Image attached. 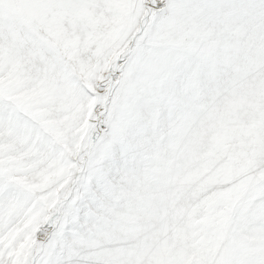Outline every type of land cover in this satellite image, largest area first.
<instances>
[{
  "label": "snow or ice",
  "instance_id": "1",
  "mask_svg": "<svg viewBox=\"0 0 264 264\" xmlns=\"http://www.w3.org/2000/svg\"><path fill=\"white\" fill-rule=\"evenodd\" d=\"M0 264H264V0H0Z\"/></svg>",
  "mask_w": 264,
  "mask_h": 264
}]
</instances>
